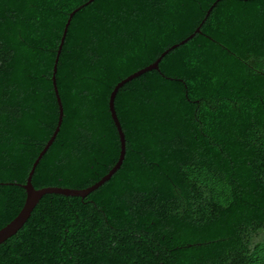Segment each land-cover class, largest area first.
<instances>
[{
    "label": "trees",
    "instance_id": "trees-1",
    "mask_svg": "<svg viewBox=\"0 0 264 264\" xmlns=\"http://www.w3.org/2000/svg\"><path fill=\"white\" fill-rule=\"evenodd\" d=\"M88 0H0V229L21 210L59 109L52 71ZM93 0L55 74L63 108L42 196L0 264H264V0ZM12 183V184H5Z\"/></svg>",
    "mask_w": 264,
    "mask_h": 264
},
{
    "label": "water",
    "instance_id": "water-1",
    "mask_svg": "<svg viewBox=\"0 0 264 264\" xmlns=\"http://www.w3.org/2000/svg\"><path fill=\"white\" fill-rule=\"evenodd\" d=\"M218 1L219 0H216V2H214L212 4V6L207 11L206 16L209 15L210 11L212 10V8L216 5V3ZM91 2H93V0H88L85 4L81 5L80 7L76 8L75 10H73L69 14L68 19H67V21L65 23V26H64V29H63V34H62L61 39H60V44H59L58 50L56 52V57H55V60H54L52 77H51L53 91H54V94H55V97H56V101H57V105H58V109H59L57 126H56L52 136L47 141V143L44 145L43 149L40 151V153L38 154L37 158L33 162L32 167H31V169H30V171L28 173V176L26 178V182L23 183V184H17L25 191L24 204H23V207L21 208V210L18 212V214L10 222H8L4 227H2L0 229V244H2L7 239H9L13 235H15L24 226V224L26 223V221L30 217L33 209L38 204V202L42 198V196H44L46 194H56V195H62V196H65V197H80V198H84L85 196H87L88 194H90L91 192H93L94 190L99 188L100 186H102L105 182H107L117 172V170L120 168V166H121V164L123 162L124 155H125L124 133L122 131V128L120 126V122L118 120V117L116 115L115 108H114V99H115V96H116L118 90L124 84L130 82L131 80H133V79H135L137 77H139L140 75L144 74L145 72L152 71V70H158L159 62L161 61V59L167 53H169L171 50L177 48L178 46L185 44L191 38H193L196 33L199 32V27L200 26L195 30L194 33L189 35L187 38L181 40L177 44L172 45L170 48H168L164 52H162V54L152 64H150V65H148V66H146V67H144V68H142V69L130 74L129 76H127L126 78L122 79L121 81H119L114 86V88H113V90H112V92L110 93V96H109L108 107H109V112H110V115H111V119H112V121L114 123V126H115L116 131H117L118 136H119L120 153H119V158H118L117 162L107 172V174H105L100 180L95 182L93 185H91V186H89V187H87L85 189H71V188H62V187H44V188L36 189L33 186L32 182H31L32 175H33V173L35 171V168L38 165L39 161L42 159L44 154L47 152L48 148L54 142L55 137L58 134L60 126H61V123H62L63 108H62L61 99H60L59 94H58V89H57V86H56V78H55L59 55L61 53V49H62V46H63V43H64V39H65V36H66V33H67V29H68V26L70 24V21H71L73 15L80 8L84 7L85 5L90 4ZM5 184H12V183H5Z\"/></svg>",
    "mask_w": 264,
    "mask_h": 264
}]
</instances>
